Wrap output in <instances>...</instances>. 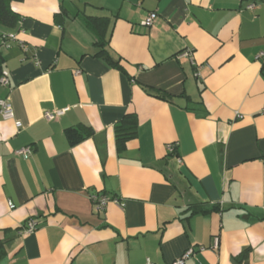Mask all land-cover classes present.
<instances>
[{
    "label": "crops",
    "instance_id": "0c3cea01",
    "mask_svg": "<svg viewBox=\"0 0 264 264\" xmlns=\"http://www.w3.org/2000/svg\"><path fill=\"white\" fill-rule=\"evenodd\" d=\"M254 1L11 3L21 21L2 30L17 40L1 47L0 98L14 118L0 114V264H172L190 248L186 264H264V0ZM88 17L105 18L122 69L96 56ZM128 112L138 134L119 154L114 126ZM79 125L94 134L71 146L65 129ZM27 145L29 158L16 154ZM94 194L111 198L104 210Z\"/></svg>",
    "mask_w": 264,
    "mask_h": 264
},
{
    "label": "trees",
    "instance_id": "16d2710c",
    "mask_svg": "<svg viewBox=\"0 0 264 264\" xmlns=\"http://www.w3.org/2000/svg\"><path fill=\"white\" fill-rule=\"evenodd\" d=\"M13 1H23V0H0V25L7 28V29H14L18 26L19 22L21 21V15L15 12L12 7L11 3ZM91 24L97 30L98 39L96 41L99 50L96 53L97 57H101L106 60L109 65L116 67L118 69H122V65L120 64L119 60L114 59L109 51L106 48V41L105 37V29H104V20L105 18L99 17H88ZM2 36L3 34L0 33V79L4 75V66L6 62V58L1 50L2 47ZM150 93H154L157 97L167 99L169 98V94L161 91V90H152ZM139 128V121L136 113L128 112L126 113L123 118L118 121L115 126V138H116V145L119 154L125 152L127 143L129 140L135 138L138 134ZM94 134L93 129L86 125H79L73 126L65 129V136L71 146H75L82 141L92 137ZM173 154V152L171 153ZM217 207H214L216 209ZM212 210L211 208H207L204 206H200L199 208L195 209V212H207ZM246 254L243 253L242 256L244 257Z\"/></svg>",
    "mask_w": 264,
    "mask_h": 264
},
{
    "label": "built area",
    "instance_id": "2783aa9c",
    "mask_svg": "<svg viewBox=\"0 0 264 264\" xmlns=\"http://www.w3.org/2000/svg\"><path fill=\"white\" fill-rule=\"evenodd\" d=\"M256 1L258 0H255L254 2L250 3L248 5V8L253 9L256 5L255 3ZM157 18H158V14L156 12H150L145 17L143 24L148 27L153 26ZM15 40H17L16 34L5 33L2 36V46L10 47L11 42ZM192 53H193V50L189 48L187 49V51L183 52V55L191 56ZM257 58L260 59L264 65V51L261 52L257 56ZM0 83H2L3 85L9 84V78L6 72H4V75L1 77ZM67 110L68 108H64V109H58L54 112H47L46 117L49 119H53L56 116L63 115ZM263 112H264V107H263ZM0 114L2 115L4 119L14 118V110H13L12 104L10 103L8 99L0 98ZM174 148H175L174 144L169 146V149L171 151H173ZM32 153H33V147L31 145H27V146H24L16 150V154L19 156H22L23 158H29L32 155ZM91 199L93 203L95 204V207L98 210H104L108 201L111 200V198L106 195H96V194L92 195ZM115 201H117V199H115ZM11 207H14V205L12 204ZM36 225H37V222L35 218H30L27 221L25 228L23 229V233L25 234L32 233L36 229ZM216 241H218V239H216ZM194 254H195V250L193 248H190L186 250L178 259L173 261L172 264H186L187 259L191 258ZM147 262L148 264H153L149 259Z\"/></svg>",
    "mask_w": 264,
    "mask_h": 264
},
{
    "label": "rangeland",
    "instance_id": "374dc122",
    "mask_svg": "<svg viewBox=\"0 0 264 264\" xmlns=\"http://www.w3.org/2000/svg\"><path fill=\"white\" fill-rule=\"evenodd\" d=\"M5 29L3 26L0 25V33H2V30Z\"/></svg>",
    "mask_w": 264,
    "mask_h": 264
}]
</instances>
